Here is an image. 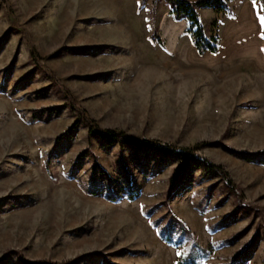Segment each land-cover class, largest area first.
<instances>
[{
	"label": "rangeland",
	"instance_id": "374dc122",
	"mask_svg": "<svg viewBox=\"0 0 264 264\" xmlns=\"http://www.w3.org/2000/svg\"><path fill=\"white\" fill-rule=\"evenodd\" d=\"M173 8L0 0V264H175L181 250H197L193 239L212 250L202 264H264V76L196 63L189 22ZM198 11L216 37L217 21ZM31 49L58 85L34 67ZM68 96L102 130L200 145L237 192L195 168L167 198L176 163L91 134ZM167 224L181 247L160 238Z\"/></svg>",
	"mask_w": 264,
	"mask_h": 264
},
{
	"label": "trees",
	"instance_id": "16d2710c",
	"mask_svg": "<svg viewBox=\"0 0 264 264\" xmlns=\"http://www.w3.org/2000/svg\"><path fill=\"white\" fill-rule=\"evenodd\" d=\"M174 5L173 14L177 20L187 19L189 22L188 33L191 36V40L194 46L198 49L200 53H205L208 51H216L218 49V37L208 36L205 30L203 21L200 18L199 8L210 7L216 12H226L232 14L229 8L228 1L230 0H168ZM151 40L153 42H158L162 47H165V42L161 39H157L152 35ZM31 60L35 63L34 67L38 70L45 71L50 75V79L58 85L56 77H54L49 71L46 65H43L39 61V55L34 49L30 51ZM71 100V96H68ZM72 108L80 112L82 119L89 126V131L91 134L98 135L106 141L114 142L118 141L121 144H127L128 146L134 148V153L136 156L139 155L141 150L154 151L161 156V162L165 163H176L173 174L170 178V187L167 192V198H170L171 194L176 190H179L182 185H185L188 181L193 178V169H201L204 176H209V178L218 177L226 188L230 192H237V187L234 184L229 172L225 169L222 164L216 163L207 156L200 153V145H195L193 147H176L160 142L156 139H140L129 135L124 131H118L116 129H100L96 125V121L92 119L87 110L80 109L71 100ZM103 174L109 178L108 173L103 171ZM130 191H128V197L134 199L136 197V190L130 184ZM124 191L123 188L120 192ZM109 198H114L116 195L110 193ZM245 210H251V206H244ZM181 223V230L187 231L192 234L190 227L187 226L186 222L181 219H176ZM160 238L167 244L173 245L175 247H181L183 241L178 238L175 239L171 235L170 224L162 226L159 231ZM193 246L197 248L196 251L181 250L175 264H202V261L209 258L212 250L209 247H204L195 239H193ZM21 261L24 264H67L68 262H49L42 260H32L28 261L21 256ZM76 260L69 261V263H74Z\"/></svg>",
	"mask_w": 264,
	"mask_h": 264
},
{
	"label": "crops",
	"instance_id": "0c3cea01",
	"mask_svg": "<svg viewBox=\"0 0 264 264\" xmlns=\"http://www.w3.org/2000/svg\"><path fill=\"white\" fill-rule=\"evenodd\" d=\"M228 5L232 14L200 8L206 22L218 23V49L200 53L189 35L184 41L187 52L196 56L198 60L191 59L198 64L238 63L264 76V0H230Z\"/></svg>",
	"mask_w": 264,
	"mask_h": 264
}]
</instances>
